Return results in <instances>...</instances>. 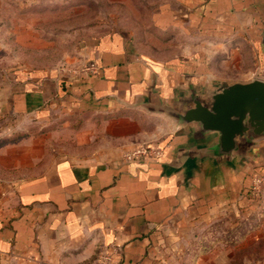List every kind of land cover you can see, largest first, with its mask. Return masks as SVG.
I'll list each match as a JSON object with an SVG mask.
<instances>
[{
	"label": "crops",
	"instance_id": "1",
	"mask_svg": "<svg viewBox=\"0 0 264 264\" xmlns=\"http://www.w3.org/2000/svg\"><path fill=\"white\" fill-rule=\"evenodd\" d=\"M156 1L150 24L164 56L133 30L93 24L55 66L0 71V120L56 124L45 138L63 143L1 189L0 264H85L103 247L116 264H225L254 233L264 186L255 206L249 187L264 173V133L226 152L185 115L226 85L264 80V0ZM87 61L96 74L73 72ZM140 143L158 145L159 158L124 161Z\"/></svg>",
	"mask_w": 264,
	"mask_h": 264
},
{
	"label": "rangeland",
	"instance_id": "2",
	"mask_svg": "<svg viewBox=\"0 0 264 264\" xmlns=\"http://www.w3.org/2000/svg\"><path fill=\"white\" fill-rule=\"evenodd\" d=\"M156 2L0 0V71L55 66L64 53H72L85 35L77 29L93 24L99 25L101 33L119 28L133 30L142 48L164 56L168 48L162 47V36L155 33L150 24V13ZM55 125L41 126L29 118L0 120V154L6 161L0 164V191L4 186L40 171L57 152L63 151L62 141L56 140L55 136L45 138L48 131L55 130ZM9 155L15 157V163L8 159ZM23 155H31V160H21ZM251 204L257 205L258 200L252 199ZM255 219L256 223L248 226L254 233L236 241L225 264H264V208L261 214L256 212ZM219 227L231 234L229 222L225 221Z\"/></svg>",
	"mask_w": 264,
	"mask_h": 264
},
{
	"label": "water",
	"instance_id": "3",
	"mask_svg": "<svg viewBox=\"0 0 264 264\" xmlns=\"http://www.w3.org/2000/svg\"><path fill=\"white\" fill-rule=\"evenodd\" d=\"M185 118L198 121L204 131L217 132L226 152L235 150L248 133L254 136L264 133V80L226 85L211 96L208 104L195 102ZM158 158L133 161L152 162Z\"/></svg>",
	"mask_w": 264,
	"mask_h": 264
},
{
	"label": "built area",
	"instance_id": "4",
	"mask_svg": "<svg viewBox=\"0 0 264 264\" xmlns=\"http://www.w3.org/2000/svg\"><path fill=\"white\" fill-rule=\"evenodd\" d=\"M260 71L264 73V65L260 68ZM73 72L78 75L96 74L98 72V66L93 61H87L74 68ZM161 153V148L154 143H140L133 146L131 149L124 151L122 158L124 161H133L146 158H156L159 157ZM263 186L264 173H253L249 187L251 199H259ZM115 252L116 249L113 247H103L90 262L85 264H116L114 261Z\"/></svg>",
	"mask_w": 264,
	"mask_h": 264
}]
</instances>
